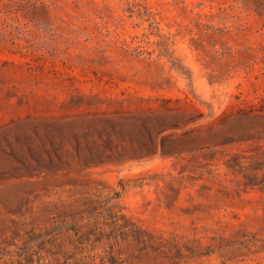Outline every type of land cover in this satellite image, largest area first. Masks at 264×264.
Here are the masks:
<instances>
[{
    "label": "rangeland",
    "instance_id": "rangeland-1",
    "mask_svg": "<svg viewBox=\"0 0 264 264\" xmlns=\"http://www.w3.org/2000/svg\"><path fill=\"white\" fill-rule=\"evenodd\" d=\"M6 13L0 264H264V0Z\"/></svg>",
    "mask_w": 264,
    "mask_h": 264
},
{
    "label": "trees",
    "instance_id": "trees-1",
    "mask_svg": "<svg viewBox=\"0 0 264 264\" xmlns=\"http://www.w3.org/2000/svg\"><path fill=\"white\" fill-rule=\"evenodd\" d=\"M185 1V0H183ZM39 2L44 3V0H0V16H1V26H0V36L6 38V31L12 28H20L21 25H15L16 21H19V17L9 16L3 17L2 15L7 11L8 14L18 13L19 10H25L30 8L32 5H36ZM7 14V13H6ZM7 14V15H8ZM12 21V22H11ZM10 30V33H12ZM134 50L138 53L145 52L142 45H137Z\"/></svg>",
    "mask_w": 264,
    "mask_h": 264
}]
</instances>
